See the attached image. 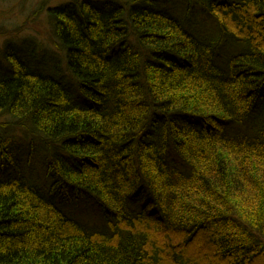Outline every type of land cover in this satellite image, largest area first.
<instances>
[{"label": "trees", "instance_id": "trees-1", "mask_svg": "<svg viewBox=\"0 0 264 264\" xmlns=\"http://www.w3.org/2000/svg\"><path fill=\"white\" fill-rule=\"evenodd\" d=\"M71 1L45 12L68 75L82 81L67 91L91 99L85 114L72 115L57 67L8 46L0 56V264H264V0ZM129 51L140 61L116 59ZM220 61L230 77L253 71L249 83L216 78ZM144 139L165 150L162 167L142 165ZM38 143L48 165H37ZM100 149L119 160L138 149L120 174L78 172L80 205L103 213L111 237L75 227L76 205L40 188L92 167L69 159ZM245 228L259 232L249 248L234 238Z\"/></svg>", "mask_w": 264, "mask_h": 264}, {"label": "bare ground", "instance_id": "bare-ground-1", "mask_svg": "<svg viewBox=\"0 0 264 264\" xmlns=\"http://www.w3.org/2000/svg\"><path fill=\"white\" fill-rule=\"evenodd\" d=\"M64 1L63 4H61L60 6H64L66 3L69 2V0H62ZM173 1H176V0H172ZM75 1L72 0L70 4L72 5H75L74 3ZM165 3V2H164ZM59 6V7H60ZM159 10V9H158ZM161 11V10H159ZM221 25V24H220ZM222 30V28H221ZM219 34L217 33V35H215V38L214 41L218 44V45H221V42H223V36H218ZM218 36V37H217ZM130 38H132L130 36ZM117 47L113 48L111 51H110V54L108 57H112L113 55H115V51H116ZM242 53V52H241ZM142 54L143 53H140V54H137L133 51H129L125 54H120L118 56H116V59L120 60V59H131L132 61H136V62H139L140 61V55L142 57ZM171 57V56H170ZM39 57H34L33 58V61L36 62V61H39ZM201 59H202V55H201ZM121 62V61H120ZM65 63V61H64ZM63 63V64H64ZM115 63V61H114ZM175 66V71L179 72V71H183L184 70V63H182L180 60L178 59H174L173 62H172ZM231 63V62H230ZM230 63H221L218 62L216 64H213L212 65V68H215L217 70L218 73L222 74L223 76H218L216 78H219V79H225L227 80L231 85H234L237 83L238 80H243V79H247V82L246 84L249 83V80L248 78H250L252 75H253V71L249 74L245 73V71L243 72H238L237 74H234V76L230 77L231 76V70H230ZM27 65L30 66V64L28 62H26ZM233 64V63H232ZM48 66H51V67H57V68H61L59 62L57 61H54V60H49L48 61ZM117 68H118V65H117ZM105 69V68H104ZM58 72L60 71L59 69H57ZM100 72H101V76H100V79L101 80H106V77L109 75V73H107L106 71L103 73V69H100ZM229 72H230V75H229ZM233 72V70H232ZM40 74H42L41 72H38ZM175 74V73H174ZM257 74V73H256ZM256 74H254L256 76ZM259 74H263L264 76V73H259ZM43 75V74H42ZM243 78V79H242ZM54 79V83L56 86H59L60 89L66 93V94H69V96H71V98L74 100H72L71 98V108H72V111L74 112L72 115H79V114H85L87 111L86 109H91L90 106H92L91 104V99L88 98L86 95V100L87 101H84V102H79L77 100L74 99V97L69 93L71 92L70 90H72L73 92V89H72V86L74 85V82L76 80V82L78 84H81L82 81H80L76 76H75V80L72 76L68 75L67 77L63 78L62 79V76H57V77H53ZM62 79V80H61ZM69 92H68V91ZM258 100H262L264 101V95L260 96L258 98ZM104 133V132H103ZM90 135V134H89ZM94 134L91 132V136H93ZM104 137H107V138H111L112 136H110L109 134L107 133H104ZM122 135H125V136H128L129 134L127 133H123L122 131L119 133V136H122ZM128 138V137H126ZM159 144V143H158ZM39 147H34L35 150H41V155H38L36 156V159H39L38 162H45V163H38L37 165L39 164H42V165H48L49 162H47L49 159H51V152L49 151L50 149L41 145L40 143H38ZM71 145L73 146L74 144L71 143ZM138 148H141V151L139 153V157L141 159V162H142V165L146 166L147 163H146V157L148 159H151V158H154V162H153V166L154 167H162L164 165V162L166 161V152L165 150L161 147V145L159 144V146H154L150 140H147V139H144L142 140L140 143H139V147ZM77 154V153H76ZM136 154H138V149L136 150V153H134L135 157H136ZM134 155L131 159H116V157L114 158L109 152L105 151V150H99V152L95 153L94 151L90 152L89 155H84L85 157H81L82 155H79V158H70L69 160L72 162V163H83L84 165H89V166H92V167H84L82 166L81 169H77V168H74L75 170V175H70V177H62L60 175L59 179L54 181L52 184H48V185H43L41 184L40 185V188H41V192H42V196H45L47 198L49 197H52V200H58L60 199L61 201L63 202H66L67 204L69 205H78L80 204L81 202H83L82 200H78V197H82L84 196V186L80 185V178H79V175H78V172H84L85 170H87V168H91L92 170L96 171V177L95 178H98V176H101L103 173L106 174V170L108 168V172H111L112 171V174L114 173H121L120 169H123L122 166L125 165V166H128L130 167V161L134 162ZM35 158V157H32V159ZM54 159V158H52ZM137 159V157H136ZM135 159V166H138L139 162H137V160ZM109 161H113V162H109ZM47 162V163H46ZM134 166V167H135ZM110 167V168H109ZM112 169V170H111ZM103 172V173H102ZM102 173V174H101ZM81 176V174H80ZM82 181H85V179H82ZM81 181V182H82ZM21 182H19L18 180L17 181H13V183H11L10 185L12 187L16 186L17 184H20ZM78 183V185H77ZM73 202H75L74 204H72ZM131 212V211H130ZM83 214V215H82ZM125 218L123 221L125 220H130L128 219V217L130 215H132V213L130 214L129 212H125ZM72 214H67V217L70 218V221L75 224V227H80L81 229H87L89 228V230L93 229L91 231V236L93 237H111V233L105 231L106 230V223H105V220H104V216H103V213L98 210V209H90V210H86L84 212H81L80 214H75L78 216V219H75L73 216H71ZM95 221H99L101 225V229H97L98 228V224H95L93 222ZM117 226V225H116ZM115 226V228H116ZM98 232L97 234H94V232ZM113 235V234H112ZM258 235H259V232L257 229H253V228H245L243 230L240 231V233L238 235H236L234 238L235 240H237L238 242H240V244L242 245H247V248H249L253 242V240L257 239L258 238ZM191 239V238H190ZM189 239V240H190ZM187 243V242H186ZM221 243V242H220ZM191 246L192 245H188L187 247H189V250L190 251L191 249ZM218 246V245H217Z\"/></svg>", "mask_w": 264, "mask_h": 264}, {"label": "rangeland", "instance_id": "rangeland-1", "mask_svg": "<svg viewBox=\"0 0 264 264\" xmlns=\"http://www.w3.org/2000/svg\"><path fill=\"white\" fill-rule=\"evenodd\" d=\"M8 0L0 1V56L7 50L14 52V50L22 56L39 57L36 63L41 69L47 70L48 68L42 64L48 63L49 60L59 62L61 68H58L62 78L68 76L66 68L64 67V57L61 53L57 52L52 44V35L50 29V22L46 15L47 7H58L64 3L62 0ZM43 7L40 11L39 8ZM45 5V6H43ZM14 48V50H13ZM16 52H14L16 54ZM64 63V64H63ZM2 64V63H1ZM0 64V65H1ZM76 95H74L75 97ZM6 124L4 118H0V128L3 132V125ZM6 132L10 136L18 137V131L11 126H8ZM34 161V160H33ZM90 207H84L78 204L71 210L75 219ZM83 215V214H82ZM98 224V230L101 229L100 222H93Z\"/></svg>", "mask_w": 264, "mask_h": 264}]
</instances>
